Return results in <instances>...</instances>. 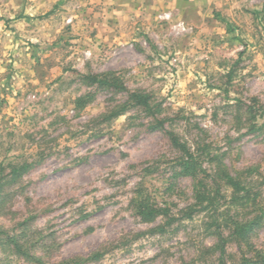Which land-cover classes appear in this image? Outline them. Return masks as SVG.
I'll return each mask as SVG.
<instances>
[{
  "label": "rangeland",
  "instance_id": "1",
  "mask_svg": "<svg viewBox=\"0 0 264 264\" xmlns=\"http://www.w3.org/2000/svg\"><path fill=\"white\" fill-rule=\"evenodd\" d=\"M107 73L124 89L84 78ZM130 93L155 118L108 119ZM260 108L264 0H0V264H217L206 211L160 233L129 203L137 190L172 215L193 202L165 130L232 175L264 176V122L246 121ZM254 196L264 212V187ZM226 257L264 262V217Z\"/></svg>",
  "mask_w": 264,
  "mask_h": 264
},
{
  "label": "trees",
  "instance_id": "2",
  "mask_svg": "<svg viewBox=\"0 0 264 264\" xmlns=\"http://www.w3.org/2000/svg\"><path fill=\"white\" fill-rule=\"evenodd\" d=\"M87 84L97 87L113 88L123 90L114 74L107 73L100 76L84 77ZM129 108H140L147 114L155 118L159 113L158 109L150 103V97L142 93H130L127 101L122 105L115 106L110 110L108 119H116ZM247 122L250 129L257 130L256 121L261 119L264 122V108L258 109L254 114L246 111ZM155 126L160 130L164 129V120L153 119ZM170 146L180 155V173L186 174L195 179L196 183L192 192L193 202L180 209L177 214L170 213V206L167 203H157L154 198L144 191H136L134 198L130 201V207L143 223H153L160 220L161 223L154 231L163 233L165 228L181 220H192L194 214L206 213L205 231L213 236L215 242L208 251L216 255L217 264H226V247L229 242L242 243L246 240L248 233L264 217V212L255 202V197L251 199V191L259 187H264V176L256 181L248 179V171L235 173L232 175L221 162H216L208 146L200 147V144L193 140L191 145L178 138L172 131H166ZM205 164V170L203 165ZM260 181V182H259ZM259 182V183H257ZM256 183L255 186H253ZM222 191L230 192V200L225 205H220ZM248 200L250 203L248 204ZM256 208L260 214L250 218L246 209ZM5 233L0 230V236ZM15 251H18L17 244ZM102 256V253H94L87 260L95 261ZM81 259L67 260L58 264H80ZM246 263H251L248 260ZM37 264H42L37 262ZM264 264V262H262Z\"/></svg>",
  "mask_w": 264,
  "mask_h": 264
}]
</instances>
